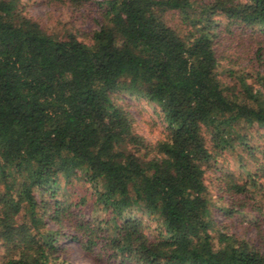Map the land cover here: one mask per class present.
<instances>
[{"label":"trees","instance_id":"trees-1","mask_svg":"<svg viewBox=\"0 0 264 264\" xmlns=\"http://www.w3.org/2000/svg\"><path fill=\"white\" fill-rule=\"evenodd\" d=\"M45 1L90 29L59 37L0 0V264H70L65 240L108 264H264V0ZM119 95L156 105L166 137ZM224 154L243 172L219 209L249 212L256 239L217 228ZM78 174L91 205L67 196Z\"/></svg>","mask_w":264,"mask_h":264},{"label":"rangeland","instance_id":"rangeland-1","mask_svg":"<svg viewBox=\"0 0 264 264\" xmlns=\"http://www.w3.org/2000/svg\"><path fill=\"white\" fill-rule=\"evenodd\" d=\"M22 4L26 14L34 19H37L47 32L59 37L67 36V34L74 31L75 28L83 29L88 27L90 29L89 25L83 24L80 18L72 19V14L70 15V13L67 12L68 10H63L64 8L55 2L50 3L45 0H22ZM79 36L85 38V35L82 36V32ZM228 46V42L222 45V48L226 50V55L228 52H235L234 48L229 50L230 47L228 48ZM242 62L245 63V61ZM222 63L224 66L231 67V63L227 60H222ZM224 66L223 68H225ZM222 77H225V73ZM119 97L121 98L119 101L133 113L135 118V129L139 134L144 136L149 141H157L166 137L168 129L162 113L156 105L150 104L143 99H137L126 95H119L118 98ZM260 132L264 134V129L260 130ZM246 163L248 164V160ZM252 165L253 164L250 166ZM242 172L243 169L242 165L238 161V156H231L230 154L219 156V164L213 165L209 174L214 176L218 175L222 180H218L217 178L213 181L210 179L206 180L210 186L209 197L213 203V216L218 223V229L223 232L234 233L240 238L256 239L257 229L249 221V217L251 216L249 212L226 218L223 211L219 209V207L223 204L222 201L219 200V196L222 194L220 190L221 187L223 188V186H225V179H227L230 174H235L237 176L241 175ZM78 175L79 178L73 175L72 178L74 182L72 184H69L70 182L68 180L63 179V181H65V187L68 191L67 196H71V193L75 196L87 194L88 202L91 205V203L94 202V198L91 193L95 190L85 181L83 176H80V174ZM89 211L91 212L92 208H90ZM134 212L140 215L138 210H134ZM145 220L148 224L146 232L149 236H153L157 233L159 222L148 217H146ZM256 243H259L258 240ZM62 246L64 249L60 256L61 261H65L70 264H108L106 258L99 257L97 254L89 255L86 253L80 246V243L76 240H65Z\"/></svg>","mask_w":264,"mask_h":264}]
</instances>
